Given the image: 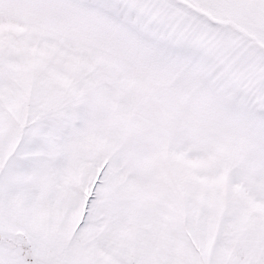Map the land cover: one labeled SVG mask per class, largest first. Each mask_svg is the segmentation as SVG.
Here are the masks:
<instances>
[{
    "label": "snow or ice",
    "instance_id": "6c2138e0",
    "mask_svg": "<svg viewBox=\"0 0 264 264\" xmlns=\"http://www.w3.org/2000/svg\"><path fill=\"white\" fill-rule=\"evenodd\" d=\"M0 264H264V0H0Z\"/></svg>",
    "mask_w": 264,
    "mask_h": 264
}]
</instances>
